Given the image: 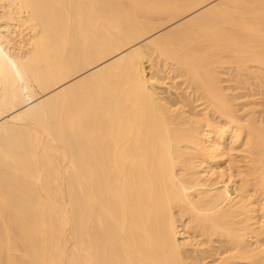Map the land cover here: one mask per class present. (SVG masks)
I'll use <instances>...</instances> for the list:
<instances>
[{
    "label": "bare ground",
    "instance_id": "1",
    "mask_svg": "<svg viewBox=\"0 0 264 264\" xmlns=\"http://www.w3.org/2000/svg\"><path fill=\"white\" fill-rule=\"evenodd\" d=\"M259 93L264 0H0V264H264Z\"/></svg>",
    "mask_w": 264,
    "mask_h": 264
},
{
    "label": "rangeland",
    "instance_id": "2",
    "mask_svg": "<svg viewBox=\"0 0 264 264\" xmlns=\"http://www.w3.org/2000/svg\"><path fill=\"white\" fill-rule=\"evenodd\" d=\"M162 23H163V22H162ZM145 68L147 69V65L145 66ZM146 71L150 74V72L148 71V69H147ZM163 74H164V73H161V75L164 76V78L160 75V76L162 77V79L160 78V80H163V79H164V81H166V84H167V85H168V84H169V85L171 84L172 87H173V85H174L175 89H174V87H173L172 90L170 89V91H168L167 89H169V87H171V86H168V88H167V87H166L167 85H166V86L163 85V87H162V85H161V87H160V89H159V90H160V93H161V94L166 93V94H164V95H162V96H164V97H168V96H169L167 99H173V100H174V98H176V97H177L176 100H179V99L183 98V97L185 96V94H186L188 91H187V89H185L184 85H182V84L179 83L180 81H182V79H181V78H180V79H179V78H176L175 81L173 80V81H174V84H173V83L171 82L172 79H171V78H170L171 80L168 79V78L165 79L167 76H165V74H164V75H163ZM167 75H169V74H167ZM164 81H163V82H164ZM178 81H179V82H178ZM167 82H168V83H167ZM176 82H178L177 85L175 84ZM172 84H173V85H172ZM177 86H178V87H177ZM248 86H249V85H248ZM248 86H247V88H249ZM176 88H178V89L176 90ZM161 89H162V90H161ZM249 89H250V88H249ZM249 89H248V90H249ZM163 90H164V91H163ZM175 90H176L177 92H176ZM170 92H171L172 94H171ZM254 92H256V93L258 94L257 91H254ZM257 94H256V96H257ZM172 96H173V97H172ZM171 97H172V98H171ZM257 99H258V100H257ZM256 101H257L258 104H259V101H260V104H259V106H258V107H259L258 110L261 109L262 111H264V93H263V95H262V93H261V94L259 93V95L256 97ZM262 103H263V104H262ZM261 104H262V105H261ZM256 108H257V107H256ZM260 112H261V111H260ZM262 113H263V112H261V114H262ZM263 116H264V114H263ZM191 253H192V252H191ZM193 255H194V254H193ZM194 256H195V255H194Z\"/></svg>",
    "mask_w": 264,
    "mask_h": 264
}]
</instances>
